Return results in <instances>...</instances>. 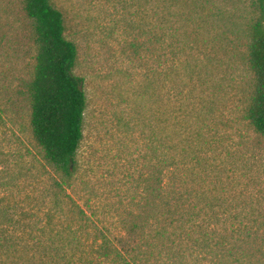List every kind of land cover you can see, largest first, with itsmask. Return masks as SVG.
Here are the masks:
<instances>
[{"label":"trees","instance_id":"1","mask_svg":"<svg viewBox=\"0 0 264 264\" xmlns=\"http://www.w3.org/2000/svg\"><path fill=\"white\" fill-rule=\"evenodd\" d=\"M135 2L147 11L156 4ZM253 3L245 51L251 92L242 122L264 138V0ZM157 6V22L136 24L137 37L148 33L158 44L146 49L152 58L157 51L155 65H147L144 43H130L146 69L136 94L150 101L147 113L139 104L132 109L131 129L142 127L145 141L142 171L135 178L122 174L133 187L115 195L116 202L101 204L92 191L81 204L68 192L87 107L84 78L74 73L77 47L51 0H23L36 44L27 87L32 135L53 175L38 205L27 206L25 197L12 204L0 194V264H264V178L244 160L248 141L236 132L240 122L218 108L208 64L187 59L196 32L188 1L157 0ZM22 176L5 163L0 187ZM121 229L129 236L125 246L117 242Z\"/></svg>","mask_w":264,"mask_h":264},{"label":"rangeland","instance_id":"2","mask_svg":"<svg viewBox=\"0 0 264 264\" xmlns=\"http://www.w3.org/2000/svg\"><path fill=\"white\" fill-rule=\"evenodd\" d=\"M51 1L64 15L65 37L77 47L74 73L84 78L87 98L78 170L68 192L83 204L93 191L101 204L109 205L117 201L114 196L120 191L132 190L133 182L122 179V174L128 171L135 178L142 171L145 141L142 127L131 129L137 121L132 109L139 104L147 113L150 101L136 94L145 85L146 69L133 57L130 43H144L143 55L146 49H159L153 37L140 35L141 31L137 37L136 30L142 19L146 25L157 22L159 7L157 0L155 8L148 11L135 5V0ZM187 1L196 21V32L190 37L195 40L194 50L187 59L194 62L198 58L208 64L205 76L210 77V84H218V108L223 109L224 117L240 122L237 127L241 131L236 132L248 141L241 147L244 160L253 162L264 178V138L242 122L251 92L245 51L247 30L256 14L253 0ZM35 54L33 20L23 8V0H0V171L6 163L15 175H23L1 186L0 194L5 192L12 204L15 198L25 197L27 206L42 203L43 187L53 175L51 169L45 171L41 148L32 135L27 87L34 75ZM146 54L150 55L147 65H155L157 51L153 58ZM261 204L264 213V201ZM116 235L119 244H128L126 230Z\"/></svg>","mask_w":264,"mask_h":264}]
</instances>
